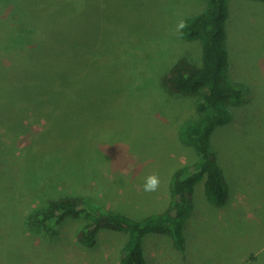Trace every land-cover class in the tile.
Segmentation results:
<instances>
[{"label":"rangeland","instance_id":"374dc122","mask_svg":"<svg viewBox=\"0 0 264 264\" xmlns=\"http://www.w3.org/2000/svg\"><path fill=\"white\" fill-rule=\"evenodd\" d=\"M205 4L0 0V264H121L127 232L81 244L86 215L30 229L46 196L81 195L139 220L167 206L173 174L199 157L180 127L198 117L201 94L169 92L163 75L180 58L201 62V41L177 26ZM227 31V79L242 94L212 136L226 202L209 201L200 181L185 249L150 233L147 264H264V1L229 0ZM152 173L160 186L145 192Z\"/></svg>","mask_w":264,"mask_h":264},{"label":"trees","instance_id":"16d2710c","mask_svg":"<svg viewBox=\"0 0 264 264\" xmlns=\"http://www.w3.org/2000/svg\"><path fill=\"white\" fill-rule=\"evenodd\" d=\"M228 17L229 0H206L202 11L186 17L181 35L189 41H201V62L180 58L163 75L167 91L201 94L195 102L198 117L180 127L182 141L193 145L199 157L173 174L167 206L139 220L121 212H103L86 197L62 192L40 199L37 208L28 214L26 223L30 229L55 232L66 219L86 215L90 221L77 233L81 244L94 245L103 230L127 232L121 264H147L144 243L150 233L168 235L178 249H185L186 222L192 210L196 185L204 180L206 197L218 205L224 204L228 196L225 174L212 145L214 131L231 120V102L242 94V89L227 79L230 64ZM70 112L77 114L78 111Z\"/></svg>","mask_w":264,"mask_h":264},{"label":"clouds","instance_id":"9594fccd","mask_svg":"<svg viewBox=\"0 0 264 264\" xmlns=\"http://www.w3.org/2000/svg\"><path fill=\"white\" fill-rule=\"evenodd\" d=\"M185 23L183 21L179 22L177 28L178 30L183 29ZM160 186V178L157 174L152 173L144 178L143 191L145 192H155Z\"/></svg>","mask_w":264,"mask_h":264}]
</instances>
